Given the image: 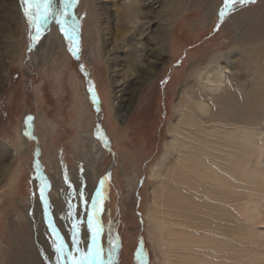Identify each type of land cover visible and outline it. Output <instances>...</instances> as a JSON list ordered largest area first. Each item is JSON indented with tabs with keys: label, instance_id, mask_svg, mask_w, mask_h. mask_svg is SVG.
Segmentation results:
<instances>
[{
	"label": "rangeland",
	"instance_id": "1",
	"mask_svg": "<svg viewBox=\"0 0 264 264\" xmlns=\"http://www.w3.org/2000/svg\"><path fill=\"white\" fill-rule=\"evenodd\" d=\"M36 2L41 7L30 11L41 15L42 0ZM174 2L72 0L65 32L50 18L37 40L23 0H0V264H17L19 253L27 260L31 249L43 264H57L55 248L61 243L75 258L87 254L90 215L100 229V264H264V53L257 51V42L247 51L242 41L256 20L251 14L264 0H235L227 9L225 0H178L167 43L149 42L150 36L158 37ZM60 7L61 0H54V9ZM217 53L229 54L219 67L230 70L225 84L240 104L237 85L263 93L257 95L260 106L252 97L246 103L258 111L243 116L254 129L236 132L228 145L233 150L223 146L230 129L216 133L209 124L189 127V109L178 105L194 75L214 66L209 64ZM122 82L127 89L120 98ZM197 87L208 95L206 101L215 99L207 101L210 112L226 118L217 102L219 92ZM246 131L254 135L250 145ZM199 136L209 141L201 143ZM18 142L23 148L15 151ZM184 144L204 152L202 166L192 165L189 152H178ZM175 184L185 198L182 208L170 203ZM152 202L157 206H149ZM152 218L165 224L161 231ZM184 233H192L196 243L178 245L176 238ZM64 264L71 261L65 258Z\"/></svg>",
	"mask_w": 264,
	"mask_h": 264
},
{
	"label": "bare ground",
	"instance_id": "2",
	"mask_svg": "<svg viewBox=\"0 0 264 264\" xmlns=\"http://www.w3.org/2000/svg\"><path fill=\"white\" fill-rule=\"evenodd\" d=\"M178 1V0H177ZM177 1L175 0V2L172 4L171 3V6H170V9H169V11H168V15L166 14V18H165V21H164V24L161 26V29H160V31H159V35H158V37H155L154 35L153 36H150L149 38H147V40L149 41V42H154V41H156V44H158V45H160V46H162L163 47V44H164V42H166L167 43V41H165V40H167V39H165V37H166V35H167V32H168V29H169V26H170V24H168V22H169V18L170 17H172L178 10V3H177ZM183 2V0H180V3H182ZM186 2V1H185ZM189 2H190V0H189ZM15 5V4H14ZM184 5V4H183ZM98 6V5H97ZM100 6V5H99ZM241 6V5H240ZM15 8V7H14ZM126 12V11H125ZM179 13V12H178ZM14 14H15V12H13V14H11V18L12 19H15V17H14ZM254 15H256L254 18L256 19L255 21H253V24L252 25H250L249 27H247V32L245 33V34H243V36H242V41H244V44L246 45L245 47L248 49L250 46H251V44L252 43H256L257 42V44H256V49H257V51L259 52V53H264V4H262V5H260V7H259V9H258V12H257V14H255V13H252L251 14V16L250 15H248V17L250 16V17H253ZM176 16H177V14H176ZM245 16H246V14H245ZM249 17V18H250ZM172 20V19H171ZM174 21V20H173ZM173 23V22H172ZM252 23V22H251ZM250 23V24H251ZM245 27V26H244ZM238 29H240V28H238ZM241 30V29H240ZM239 30V31H240ZM155 33H157V32H154V34ZM239 33V32H238ZM234 34V33H233ZM155 37V38H154ZM238 37V36H237ZM234 40H236V39H234ZM237 41V40H236ZM234 44V43H233ZM232 45V44H231ZM238 45V44H237ZM260 45V46H259ZM240 46H242V45H240ZM258 46H259V48H258ZM241 48V47H240ZM234 49V48H233ZM232 49V50H233ZM236 49V48H235ZM238 50V49H237ZM247 51H249V49L247 50ZM155 52V51H154ZM156 52H157V50H156ZM230 52V51H229ZM240 52V51H239ZM224 53V52H223ZM250 53V52H249ZM231 54H233V51L231 52ZM240 54V53H239ZM229 55V54H228ZM227 55V56H228ZM146 56V55H145ZM227 56H225L224 54L223 55H220V54H216V55H213L212 57H211V60H210V63L211 64H209V63H207V64H209V65H214V66H212V68H210V69H208V71H206L205 73L203 72V74L202 73H196L195 75H194V77H195V80H194V84H192V86L190 87L191 89H190V91H186L185 93H184V97L185 98H183V94H181V97H180V100H179V102H178V105L180 106V107H183L185 110H188L189 111V113H187V111H185L184 110V112H186L188 115H187V122H186V125L187 126H189V127H192L193 126V128L195 127V128H204V124H209V125H207V128H210V131H214V132H216V133H218L217 131H218V129H221V128H223L222 130H224V128L225 129H230V131H232L231 133H227V132H225V134H224V136H223V142H224V147H228V145H230V144H232L233 145V143H231V140H233V137H235V134H237L236 132H243L242 130H244V129H249L250 128V120H249V122L247 121L248 119V116L250 115V114H254V113H256V112H258L257 110H255V109H253V108H251V106H250V104H246V103H248V101H250V99H251V97L253 98V103L255 102V101H257L258 100V96L257 95H262L263 93L262 92H258V88H247V86H244V85H237L236 87V89L237 90H239V93H240V95H241V98H242V102H241V104L239 103V101L237 100L238 98H237V96L235 97V96H233L232 95V93L231 92H229L227 89V85L225 84V75L227 74L228 75V73H230V70L229 71H227L224 67H219V63H220V61L221 60H227L226 58H227ZM258 57V56H257ZM256 57V58H257ZM231 58V57H230ZM249 59V61H250V57L248 58ZM258 59V58H257ZM145 60H146V58H145ZM117 59L116 58H114V59H112V62H114L113 63V65H114V67L113 68H115L117 65H115V63H117ZM249 61H247V62H249ZM261 61H263V60H261ZM144 62V61H143ZM150 62V61H149ZM158 62V61H157ZM232 62V61H231ZM202 63H203V61H202ZM255 63V62H254ZM143 64V63H142ZM157 64V63H156ZM236 64V63H235ZM249 64H250V62H249ZM153 65V64H152ZM203 65V64H202ZM225 65V64H224ZM206 66H208V65H206ZM240 67V65H238V63H237V65H236V67ZM248 66V65H247ZM145 67V66H144ZM211 67V66H210ZM253 67H254V65H253ZM241 68V67H240ZM249 68V67H248ZM255 68V67H254ZM151 69H152V67L151 68H148L147 67V71H151ZM204 71H205V69H203ZM258 70V69H257ZM153 71V70H152ZM192 71H195V70H192ZM200 71V70H199ZM251 72V71H250ZM257 72V71H256ZM235 74V73H234ZM236 74H237V72H236ZM242 74V73H241ZM243 74H248L246 71H244V73ZM257 74V73H256ZM190 75V74H189ZM258 75V74H257ZM236 76V75H235ZM238 76V75H237ZM241 76V75H240ZM259 76V75H258ZM237 78V77H236ZM252 78H253V74H252ZM255 78V77H254ZM260 80H262L261 78H259ZM228 80V79H227ZM250 80V79H249ZM126 81H129V80H126ZM257 81V80H256ZM227 82V81H226ZM231 82H233V81H231ZM236 82V81H235ZM247 82H248V80H247ZM124 83H126V82H122L121 84H119L117 87H118V93H120V98H122V97H124V95H125V92H126V86L124 85ZM228 83V82H227ZM236 83H238V81L236 82ZM251 82L249 81L248 82V84H250ZM263 83H264V81H263ZM259 84V83H258ZM117 85V84H116ZM198 85H200V86H202L203 87V89H207L208 91H210V92H215V93H218L219 92V94H218V97H217V102L219 103V105H221V107H223L224 109H226V113H227V117L226 118H222V117H219V116H217L218 114H212L210 111H211V105L209 104V102H207L208 101V99L210 98H208L207 99V101H206V98L208 97V95L207 94H203L202 93V91L200 90V88H198L197 87V91L194 89V87L195 86H198ZM250 86H252V85H250ZM261 89H262V87L261 86H259ZM230 89H231V87H229ZM188 89V88H187ZM264 89V88H263ZM186 90V89H185ZM232 91V90H231ZM263 91V90H262ZM212 93V94H213ZM235 93H236V91H235ZM238 93V92H237ZM238 93V94H239ZM253 95L254 96H256V98H254L253 97ZM262 97V96H261ZM211 99V101L212 102H214V100L215 99H212V98H210ZM263 99V98H262ZM261 100V99H260ZM260 100H258L257 102H258V106H260V104L262 103ZM250 103V102H249ZM192 104V105H191ZM215 104V103H214ZM246 104V105H245ZM216 105H217V103H216ZM243 105V106H242ZM178 106V107H179ZM215 106V105H214ZM178 109V108H177ZM180 109V108H179ZM197 109H200L201 110V114H198L196 111H197ZM258 109V108H257ZM263 109V108H262ZM240 110H242V111H240ZM245 110V111H244ZM260 110H261V108H260ZM259 110V111H260ZM264 111V110H263ZM213 112V111H212ZM244 112V113H243ZM181 114V113H180ZM247 114V115H246ZM246 115V117H243V116H245ZM241 117H242V119H245V121L244 122H242V121H240V119H241ZM254 119H255V117H254ZM256 120H258V118L256 119ZM247 122V123H246ZM261 123V122H260ZM239 124H242L244 127L243 128H239ZM253 124H251V128L250 129H254V128H252L253 126H252ZM183 127V126H182ZM189 129V128H188ZM192 130V129H191ZM204 131H205V129H203ZM202 131V130H201ZM227 131V130H226ZM229 131V132H230ZM193 132V131H192ZM207 131H205V133H206ZM209 132V131H208ZM224 132V131H223ZM223 132H221V133H223ZM247 132V131H246ZM185 133V132H184ZM257 133V132H256ZM260 133V132H259ZM187 134V133H186ZM196 134H197V132H196ZM200 134V133H199ZM207 134V133H206ZM211 134V133H210ZM261 134V133H260ZM259 134V135H260ZM198 135V134H197ZM246 136H245V139L247 140V143H249V145H250V143H251V139H252V137L254 136L253 134L252 135H250L249 134V132H247V134H245ZM195 136V135H194ZM193 136V138H195ZM192 137V136H191ZM198 137V136H197ZM203 137V136H202ZM218 137V136H217ZM237 137H239V136H237ZM242 137H244V136H242ZM192 138V139H193ZM201 138V136H199V138H196V139H200ZM208 138L206 137V140L203 138V139H200V141H201V143H206V142H203V141H209V140H207ZM238 139V138H237ZM203 140V141H202ZM235 140V139H234ZM185 141V140H184ZM212 141V140H211ZM210 141V142H211ZM238 141V140H237ZM241 141V140H240ZM245 141V140H244ZM219 142V141H218ZM221 142V141H220ZM200 143V142H199ZM198 143V144H199ZM200 143V144H201ZM213 143V142H212ZM241 143H244V142H241ZM191 144V143H190ZM192 144H194V143H192ZM217 144V143H216ZM223 144V143H222ZM222 144H218V145H222ZM240 144V143H239ZM210 145V144H209ZM231 145V146H232ZM248 145V144H247ZM205 146V145H204ZM204 146H202V147H204ZM211 146V145H210ZM217 146V145H216ZM231 146H229L230 148H231V150H233V148L231 147ZM243 146V145H242ZM246 146V145H245ZM199 147V146H198ZM228 147V148H229ZM21 148H23V144H22V142H18V144L16 145V147L14 148V150L15 151H19V150H21ZM213 147H211V149H212ZM221 148V147H220ZM241 148H243V147H241ZM192 149L194 150L193 152H192ZM204 149H206V148H204ZM207 149H209V148H207ZM217 149V148H216ZM234 149H235V147H234ZM250 149V148H249ZM215 150V149H214ZM213 150V151H214ZM230 150V149H229ZM212 151V150H211ZM213 151H212V153H213ZM239 150H237V152H238ZM243 151H244V149H243ZM250 151V150H249ZM180 154H181V152H189L190 153V155L192 156V158L194 159V162L192 163V165L193 164H196V165H198L200 162L201 163H203L202 161V157L203 156H206L205 154H204V152H200V150H198V148L196 149V147L195 146H191V148L190 147H188V145H183V146H181V147H179V151H178ZM222 152V151H221ZM226 152V151H225ZM225 152H222V153H225ZM232 152V151H231ZM237 152L235 153V154H237ZM240 152V151H239ZM252 152V151H251ZM210 153V152H209ZM212 153H210L211 155H212ZM218 153V152H217ZM221 153V154H222ZM204 154V155H203ZM243 154H245V153H243ZM187 155V154H186ZM238 155H239V153H238ZM241 155V154H240ZM215 156V155H214ZM225 156V155H224ZM224 156H223V158H224ZM245 156V155H244ZM243 156V157H244ZM247 156V155H246ZM251 156H252V154H251ZM189 157V156H188ZM226 158H227V156H225ZM238 157V156H237ZM178 158V157H177ZM217 158V157H216ZM238 158H240V156L238 157ZM245 158V157H244ZM207 159L209 160L210 159V157L208 158L207 157ZM212 159V158H211ZM219 159V158H218ZM218 159H216L217 161H218ZM246 159V158H245ZM178 160V159H177ZM216 160H214V161H216ZM237 160V159H236ZM186 160L181 156L180 158H179V162L180 163H184ZM212 161V160H211ZM230 161V160H229ZM205 162H206V160H205ZM209 162V161H208ZM236 162V161H235ZM201 163H200V165H201ZM213 163V162H212ZM212 163H210V164H212ZM227 163H228V161H227ZM227 163H226V167H228L227 166ZM237 163H238V161H237ZM236 163V164H237ZM209 163H208V165H210ZM225 164V163H224ZM231 164V163H230ZM177 165V164H176ZM214 165V164H213ZM212 165V166H213ZM240 165V164H239ZM238 165V166H239ZM202 166V165H201ZM205 166V165H204ZM203 166V167H204ZM207 166V165H206ZM206 166L204 167V168H206ZM230 166V165H229ZM237 166V165H236ZM178 167H179V165H178ZM3 167L2 166H0V173L3 171V169H2ZM180 169H181V167H179ZM201 168V167H200ZM214 168V167H213ZM222 168V172H223V168L224 167H221ZM221 168H219V169H221ZM230 168V167H229ZM201 169H203V168H201ZM200 169V170H201ZM227 169V168H226ZM177 170V169H176ZM182 170H184V169H182ZM181 170V171H182ZM216 170H217V168H216ZM185 171V170H184ZM217 171H219V170H217ZM224 171H225V169H224ZM170 172V171H169ZM177 172H178V170H177ZM195 172H197V173H199V171H195ZM181 173V172H180ZM179 173V174H180ZM184 173V172H183ZM218 173V172H217ZM219 173H221V172H219ZM224 173V172H223ZM223 173H222V175H223ZM229 173V172H228ZM227 173V174H228ZM231 173V172H230ZM233 173V172H232ZM231 173V174H232ZM188 174H189V172H188ZM196 174V173H195ZM167 175V174H166ZM221 176V175H220ZM192 177V179H193V176H191ZM203 177V176H202ZM224 177V175L222 176V179H224L225 180V178H223ZM226 177V176H225ZM238 177V176H237ZM150 178L152 179V178H155V175H154V173H153V171H152V173L150 174ZM170 178V177H169ZM201 178V177H200ZM178 179V178H177ZM189 179V178H188ZM211 179V178H210ZM213 179V178H212ZM211 179V180H212ZM221 178H219V180H220ZM186 180V179H185ZM194 180V179H193ZM238 180V179H237ZM171 181V180H170ZM189 181H191V179H189ZM222 181V180H221ZM166 182V181H165ZM169 182V181H168ZM167 182V183H168ZM187 183H188V181H186ZM192 182V181H191ZM162 183V182H161ZM173 183H175V182H173ZM172 183V184H173ZM179 183H182V182H179ZM206 184H207V182H205ZM185 184V183H184ZM183 184V185H184ZM210 185H211V183H209ZM224 184V183H223ZM222 184V182H221V186L223 185ZM169 184H167V186H168ZM195 185H196V183H195ZM194 185V186H195ZM208 185V184H207ZM206 185V186H207ZM209 186V185H208ZM207 186V187H208ZM186 187H187V184H186ZM185 187V188H186ZM197 186H195V187H193L194 189L196 188ZM160 188H161V184H160ZM165 188V187H164ZM187 188H190V187H187ZM187 188H186V190H187ZM198 188V187H197ZM210 188V187H209ZM214 187L212 186V189H213ZM162 189V188H161ZM168 189V188H167ZM172 189L174 190V192H177V186H176V184H175V186H173L172 187ZM199 189V188H198ZM197 189V190H198ZM215 189V188H214ZM220 189H222V188H220ZM162 190H164V189H162ZM169 190H170V188H169ZM168 190V191H169ZM200 190V189H199ZM203 190H204V188H203ZM155 191V190H154ZM159 191V190H158ZM222 191V190H221ZM100 192V191H99ZM171 192V191H170ZM179 192V193H178ZM175 195H174V197L172 196V198H170V203H172V204H174L173 206L174 207H177V208H182V205L184 204V199L185 198H183V196H181V192L180 191H178ZM207 192H209V190L207 191ZM213 192V191H212ZM164 193V192H163ZM198 193H200V192H198ZM197 193V194H198ZM159 194V193H158ZM202 194V193H201ZM209 194V193H208ZM160 196L162 195V196H164L162 193L161 194H159ZM158 195V196H159ZM218 195V194H217ZM98 196H99V193L98 194H96V196H94V201L96 200V202H97V199H98ZM159 196V197H160ZM153 197V196H152ZM155 197H157V196H155ZM187 197H189V196H187ZM186 197V198H187ZM165 198H167V195H165ZM164 198V199H165ZM168 199V198H167ZM188 199V198H187ZM157 200H158V198H157ZM159 200H161V199H159ZM166 200V199H165ZM190 200V199H189ZM227 200V199H226ZM154 201H156V199L154 198ZM167 202H168V200H166ZM191 201V200H190ZM186 202H188L189 203V201H186ZM96 204V203H95ZM153 204L155 205V207L157 206V204L155 203V202H152L151 203V205H149V206H152V208H154L153 207ZM164 204V203H163ZM166 205H167V203H165ZM191 205V204H190ZM96 206V205H95ZM162 206V205H161ZM165 206V205H164ZM170 206V208H172L173 206L171 205V204H169L168 203V205H167V207H169ZM173 207V208H174ZM97 208V207H96ZM96 208H95V210L94 211H96ZM172 208V209H173ZM93 209H94V207H93ZM156 209V208H155ZM154 209V210H155ZM166 209H168V208H166ZM170 210V209H169ZM175 210V209H174ZM182 210V209H181ZM178 212L180 211V210H177ZM90 212V211H89ZM148 213V212H147ZM187 214H188V212H187ZM195 215V214H194ZM93 216V215H92ZM96 216V215H95ZM98 216V215H97ZM159 216V215H158ZM162 217V216H161ZM190 217V216H189ZM218 217H219V215H218ZM160 218V217H159ZM221 218H223V217H221ZM149 216H148V214L146 215V220H147V222L148 223H150L149 222ZM219 219H220V217H219ZM152 221H153V223H155V228L157 229L156 231H161L162 230V228H164V226H165V224L164 223H162V224H159V223H157V220H156V218H152L151 219ZM160 221H162L161 219H160ZM190 221V220H189ZM162 222H164V221H162ZM98 226V224H97V221L96 220H94V222H93V228L92 229H90V234H91V240H90V247L92 248V249H95L96 247H97V245H98V237H99V234L96 236V238H95V241L93 240V235H94V230L96 229V227ZM188 226V225H187ZM187 226H185V224H181V227H187ZM209 226V225H208ZM99 227V226H98ZM153 227V226H152ZM155 228H154V230H155ZM153 229V228H152ZM218 229V228H217ZM218 231V230H217ZM152 232V231H151ZM154 232V231H153ZM157 233V232H156ZM215 233V232H214ZM219 233V232H218ZM176 237H177V235H176ZM193 237H194V235L192 234V233H184V234H178V239L176 238V243H178V245H181V244H183V243H196L194 240H193ZM40 240H41V242H44L43 241V236L41 235L40 236ZM49 243V242H48ZM48 243H46V242H44V244H46L45 245V247H46V249L47 250H50V246H49V244ZM31 244V243H30ZM43 245V244H42ZM24 246H26V245H24ZM27 247V246H26ZM29 247V246H28ZM28 247H27V249H28ZM30 247H32V246H30ZM21 248H22V246H21ZM22 250H24V248H22ZM16 251H17V249H16ZM15 251V252H16ZM29 252H30V250H28ZM18 252V251H17ZM23 252H25V250L24 251H22V253ZM31 253L33 254V256H31V258H29V259H27L26 260V258H24L23 257V255L21 256V253H19L20 254V257H19V261L17 262V264H43V262L38 258V255H37V253H36V251L34 250V249H31ZM16 256H18L16 253H14ZM16 258V257H15ZM18 258V257H17ZM15 262V261H14ZM9 263V262H8ZM16 263V262H15ZM191 263V262H190ZM10 264H12V261H11V263ZM95 264V263H94Z\"/></svg>",
	"mask_w": 264,
	"mask_h": 264
},
{
	"label": "snow or ice",
	"instance_id": "3",
	"mask_svg": "<svg viewBox=\"0 0 264 264\" xmlns=\"http://www.w3.org/2000/svg\"><path fill=\"white\" fill-rule=\"evenodd\" d=\"M72 0H61V7L59 10L54 9V0H42V6L44 8V12L41 15H36L32 11H30L31 8L34 6L36 8L41 7V3L36 2L33 3V0H23V3L27 5L25 8V16L28 18L29 24H34L36 26V35L35 39H39L40 33L42 31L41 25L44 27H47L48 21L50 18H55V21L57 24L60 25V30L62 32H65L64 28V18L67 17V8L70 6V3ZM235 2V0H225V9L228 8L229 3ZM243 2V0H241ZM225 15V11L222 10L220 12V16L223 17ZM75 28V25H73V29ZM91 91V89H90ZM81 196H83V193H81ZM41 199H44L43 191L41 193ZM95 205V201L93 202ZM71 208V205H69ZM49 227L52 229L53 232L56 231L54 227L50 224ZM75 227V225H73ZM88 227L89 229L93 228V221L92 216H89L88 220ZM99 227L97 226L94 230L93 240L95 241L96 236L99 234ZM59 239V237H58ZM76 241L73 240V244L75 245ZM55 251L57 253V264H64L65 258L71 261V264H100V262L103 259V253L102 250L99 247H96L95 249L90 248L88 250L87 254L81 253L79 255V258H75L74 254L70 251H68L62 243L57 245L55 248ZM78 251V250H77Z\"/></svg>",
	"mask_w": 264,
	"mask_h": 264
},
{
	"label": "water",
	"instance_id": "4",
	"mask_svg": "<svg viewBox=\"0 0 264 264\" xmlns=\"http://www.w3.org/2000/svg\"><path fill=\"white\" fill-rule=\"evenodd\" d=\"M101 187V186H100ZM97 202H98V200H97ZM98 204V203H97Z\"/></svg>",
	"mask_w": 264,
	"mask_h": 264
}]
</instances>
